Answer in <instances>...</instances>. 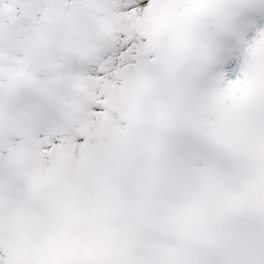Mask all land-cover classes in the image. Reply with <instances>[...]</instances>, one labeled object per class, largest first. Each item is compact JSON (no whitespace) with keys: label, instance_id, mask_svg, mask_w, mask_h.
Here are the masks:
<instances>
[{"label":"snow or ice","instance_id":"obj_1","mask_svg":"<svg viewBox=\"0 0 264 264\" xmlns=\"http://www.w3.org/2000/svg\"><path fill=\"white\" fill-rule=\"evenodd\" d=\"M0 264H264V0H0Z\"/></svg>","mask_w":264,"mask_h":264}]
</instances>
